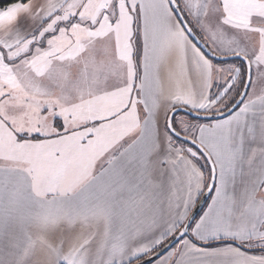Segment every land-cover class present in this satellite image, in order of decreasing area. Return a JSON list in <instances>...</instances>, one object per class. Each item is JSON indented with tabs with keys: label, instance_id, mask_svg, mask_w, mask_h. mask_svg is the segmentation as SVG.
<instances>
[{
	"label": "snow or ice",
	"instance_id": "obj_1",
	"mask_svg": "<svg viewBox=\"0 0 264 264\" xmlns=\"http://www.w3.org/2000/svg\"><path fill=\"white\" fill-rule=\"evenodd\" d=\"M0 264H264V0L0 6Z\"/></svg>",
	"mask_w": 264,
	"mask_h": 264
},
{
	"label": "trees",
	"instance_id": "obj_2",
	"mask_svg": "<svg viewBox=\"0 0 264 264\" xmlns=\"http://www.w3.org/2000/svg\"><path fill=\"white\" fill-rule=\"evenodd\" d=\"M8 2H12V0H0V6H5Z\"/></svg>",
	"mask_w": 264,
	"mask_h": 264
}]
</instances>
